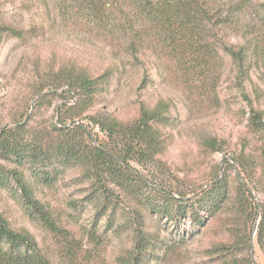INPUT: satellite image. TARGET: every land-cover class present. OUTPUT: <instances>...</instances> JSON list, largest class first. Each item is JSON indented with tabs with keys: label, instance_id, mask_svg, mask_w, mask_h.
I'll use <instances>...</instances> for the list:
<instances>
[{
	"label": "rangeland",
	"instance_id": "374dc122",
	"mask_svg": "<svg viewBox=\"0 0 264 264\" xmlns=\"http://www.w3.org/2000/svg\"><path fill=\"white\" fill-rule=\"evenodd\" d=\"M221 9L230 15L231 24L213 25L211 34L223 48L246 53L243 64L249 68V75L241 74L231 56L222 51L216 64L221 78L212 100L208 84L203 83L207 79L185 85L180 70L167 61L155 64L152 56L143 55L144 64L136 63L113 46L105 33L94 31L88 12L71 11L69 21L52 25L42 10H26L23 0H0L4 21L25 30L32 25H42L43 29L27 40L9 37L0 48V133L30 116V125L50 126L58 122L59 106L76 104L77 98L69 95L49 96L51 102L37 105V90L45 87L44 93L49 92L63 65L76 64L98 75L118 63L123 73L113 81L109 92L83 116L68 119L69 124L87 125L94 133V144L99 146L108 138L88 117L111 114L129 121L137 117L140 101L154 104L160 98L170 99L174 104L171 115L179 119V125L168 130L172 135L169 147L158 156V164H137L134 159L131 164L141 175L150 180L156 177L175 194L181 191L191 196L218 179L227 180L229 204L208 217L205 226L185 218L179 227L165 228L162 221L156 217L149 220L147 214L149 230L162 225L158 235L163 245L170 243L175 249L166 256L165 249L159 252L153 264H264V0H223ZM214 70L212 67L208 78ZM146 72L150 82L141 88ZM256 113L262 117L255 125L252 117ZM88 185L76 167L53 187L40 186L38 195L51 203L74 235L84 237L85 242L87 229H99L103 246L98 251L87 245L85 253L91 256L84 264H122L119 256H128L132 228L120 235L107 228L106 217L97 215L86 199ZM82 199L84 203L77 210H68L69 202ZM121 205L133 207L126 198ZM0 211L14 226L29 229L41 244L47 238V231L28 216L15 190L0 188ZM123 215L127 217V213Z\"/></svg>",
	"mask_w": 264,
	"mask_h": 264
},
{
	"label": "trees",
	"instance_id": "16d2710c",
	"mask_svg": "<svg viewBox=\"0 0 264 264\" xmlns=\"http://www.w3.org/2000/svg\"><path fill=\"white\" fill-rule=\"evenodd\" d=\"M222 2L23 0L26 10L32 7L42 10L52 25L69 21L71 11L88 12L94 31L105 33L113 46L136 63L144 64L143 55L152 56L155 64L167 61L180 70L185 85L207 79L201 82L205 86L208 84L212 100L217 96L221 78L216 64L220 62L222 51L231 56L241 74L249 75V68L243 64L246 53L242 49L223 48L211 34L213 25L227 27L231 24L230 15L221 9ZM41 29L42 25H32L25 30L0 17V48L9 37L27 40L37 37ZM212 67L214 74L212 72L208 78ZM122 73L118 63H112L98 75L83 66L63 65L49 92L44 93L45 87L37 90L36 102L41 106L51 102L49 96L74 95L76 104L59 106L56 109L58 122L50 126L30 125L33 119L30 116L26 122H18L0 133V188L15 190L28 216L48 233L41 244L29 229L14 226L0 211V264H84L85 258L91 256L85 253L87 245L98 251V247L103 246L99 229H87L88 242H85L84 237L75 236L71 227L64 223L63 215L38 195L40 186L53 187L72 168L78 167L83 179L89 182L86 199L96 208L97 215L106 217L107 228L116 235L132 228L128 256H119L122 264H153L159 252L165 249L163 255L166 256L175 250L170 243L163 245L161 234L158 235L162 225L149 230L147 214L149 220L156 217L162 221L165 228L179 227L185 218L195 225L205 226L208 217L229 204L231 193L226 179H218L191 196L181 191L175 194L156 177L150 180L141 175L131 164L133 159L137 164L160 162L158 156L163 155L171 143L172 135L168 130L179 125V119L171 115L174 104L170 99L160 98L154 104L140 101L137 117L129 121L111 114L88 117L108 138L99 146L94 144V133L87 125L69 124L68 119L81 117L93 108ZM149 82L146 72L140 87L146 88ZM261 117L260 113L254 114L252 123L259 124ZM124 198L133 207L122 206ZM82 203L84 199L69 202L68 210H77ZM68 215L74 219L72 212ZM95 253L98 252L92 255Z\"/></svg>",
	"mask_w": 264,
	"mask_h": 264
}]
</instances>
